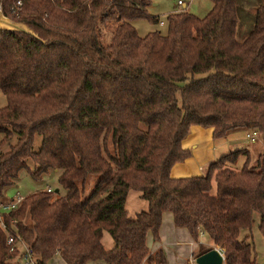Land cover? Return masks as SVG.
<instances>
[{"label": "trees", "instance_id": "1", "mask_svg": "<svg viewBox=\"0 0 264 264\" xmlns=\"http://www.w3.org/2000/svg\"><path fill=\"white\" fill-rule=\"evenodd\" d=\"M234 1L210 0L201 17L168 13L163 34L138 36L133 20L159 23L146 12L151 0H0L4 16L36 35L0 30V148L16 135L0 152V196L20 170L34 179L56 170L64 190H36L2 214L38 264L54 255L64 264H166L145 244L148 232L158 240L162 212L193 242L206 236L222 264H258L240 234L256 214L264 238V144L252 162L239 149L201 175H169L189 156L181 141L192 126L211 128L212 139L256 129L264 141V4L250 9L252 28L237 41ZM238 155L241 167L227 166ZM88 175L97 179L83 196L77 183ZM128 190L147 203L133 217L123 206ZM211 246L199 244L195 256ZM16 255L0 228V264Z\"/></svg>", "mask_w": 264, "mask_h": 264}, {"label": "crops", "instance_id": "2", "mask_svg": "<svg viewBox=\"0 0 264 264\" xmlns=\"http://www.w3.org/2000/svg\"><path fill=\"white\" fill-rule=\"evenodd\" d=\"M238 1L242 3L243 6L240 10L235 7L237 22L234 36L237 41H241L252 28L253 16L249 10L257 5L264 4V0ZM244 133L245 130H237L228 133L225 137L212 139L211 128H202L199 126L190 127L188 134L181 141V148L187 150L189 156L182 162L175 163L171 166L169 171L170 177L180 178L201 175L209 162L216 160L230 151L239 149H244L249 162H252L255 155L262 151L263 145L253 149L252 147L249 148V146H245L244 141L248 140L244 137ZM244 158V155H238L236 161L227 166L238 169L241 167ZM123 206L126 215L128 217H133L136 213L145 211L147 203L140 197V192L128 190ZM157 233L158 240L154 242V248L151 252L162 250L166 264H185L191 256L189 248L190 245H193V241L185 229L173 225L170 212H162ZM148 236H150V233ZM176 237H183L185 240H188V251L179 245L180 242ZM100 243L104 250H109L113 247L112 239L105 231L102 232ZM54 256L59 259L60 264H64L57 255ZM17 262L19 261L16 255L8 260L6 264H17ZM86 264L105 263L102 261H89ZM142 264L149 263L142 262Z\"/></svg>", "mask_w": 264, "mask_h": 264}, {"label": "rangeland", "instance_id": "3", "mask_svg": "<svg viewBox=\"0 0 264 264\" xmlns=\"http://www.w3.org/2000/svg\"><path fill=\"white\" fill-rule=\"evenodd\" d=\"M177 2H179V5H177ZM234 5L239 10L243 6L242 3H240L238 0L234 1ZM210 6H211L210 0H151L150 5L146 7V12L150 16H156L158 21H161L163 24L151 25L145 19L133 20L131 24L133 25L138 36H143L146 33L153 30H159L160 33L163 34L165 32L164 17L166 14L175 11H187L197 17H201L207 13ZM110 30L111 28H109V26L101 28L102 36L100 41L103 45H105L108 42ZM4 105H5V98L0 92V108L3 107ZM2 136L3 134L0 133V139L2 138ZM15 139H16V135H13L11 139L8 141V143L2 145V147L0 148V152L6 151L8 148L7 145L13 144L15 142ZM39 145H40V137L38 135H35L32 142L31 150L36 151L39 148ZM244 145L249 146V148L252 147V149L263 145V139L261 134L256 133L255 141L253 143L244 141ZM25 164L27 168L30 171H32L34 165L29 159L25 160ZM202 172H204V170ZM57 176H58V171L49 169L47 170V172L41 174L38 178L34 179L26 172V170H20L17 174L16 179L13 181V184L9 187L4 188L1 191V195L5 199H10L14 195H20L21 197H24L30 193H33L36 190H43V189L45 190L46 188H49V190H51L52 192L58 195H62L64 193V190L59 187L57 183ZM96 179H97L96 175H88L86 176L82 184L79 182L77 183L80 187H82L83 196L87 195V193L92 189ZM257 220L258 217L256 214H254L253 222L250 227V230L242 231L240 237L245 235L247 236L246 237L247 242H250L253 247V255L255 261L258 264H264V238L257 230ZM148 235L149 232L146 234L145 244L148 252L153 253L151 251L154 248L155 241L152 240L151 235L150 236ZM176 238H178L177 240H179L180 242L179 245L184 247L185 250L188 251L187 250L189 247L187 243L188 240H185L183 237H176ZM199 244L205 247L211 246L210 240L206 236L204 235L199 236L198 242H193V245H190L189 250L191 251V256H190L191 259L195 257ZM190 258L186 261L185 264H188ZM17 264H21L20 261L17 262ZM45 264H60V262L56 256H52L49 260L46 261ZM149 264H153V263H149Z\"/></svg>", "mask_w": 264, "mask_h": 264}, {"label": "built area", "instance_id": "4", "mask_svg": "<svg viewBox=\"0 0 264 264\" xmlns=\"http://www.w3.org/2000/svg\"><path fill=\"white\" fill-rule=\"evenodd\" d=\"M177 5H179V2H177ZM158 24L161 25L162 22L159 21ZM256 133H258L256 129H249L245 131L244 137L249 142L253 143L255 141ZM45 190L49 191V188H46ZM21 198L20 195H14L10 199H5L2 195L0 196V228L5 232V244L8 246V251L17 250V256L21 264H38L30 248L17 239V237L8 233L2 221V214L13 210L18 205ZM188 264H194L193 259H190Z\"/></svg>", "mask_w": 264, "mask_h": 264}, {"label": "water", "instance_id": "5", "mask_svg": "<svg viewBox=\"0 0 264 264\" xmlns=\"http://www.w3.org/2000/svg\"><path fill=\"white\" fill-rule=\"evenodd\" d=\"M0 30L18 31L32 36L36 35L23 23L15 22L4 16L0 11ZM223 256L220 250L211 246L208 250L197 254L193 258L194 264H222Z\"/></svg>", "mask_w": 264, "mask_h": 264}]
</instances>
